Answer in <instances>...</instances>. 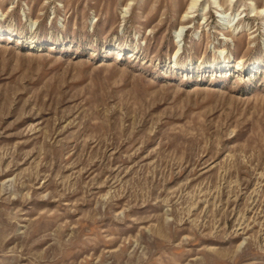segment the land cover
I'll list each match as a JSON object with an SVG mask.
<instances>
[{"label": "rangeland", "instance_id": "rangeland-1", "mask_svg": "<svg viewBox=\"0 0 264 264\" xmlns=\"http://www.w3.org/2000/svg\"><path fill=\"white\" fill-rule=\"evenodd\" d=\"M0 264H264V0H0Z\"/></svg>", "mask_w": 264, "mask_h": 264}, {"label": "bare ground", "instance_id": "bare-ground-1", "mask_svg": "<svg viewBox=\"0 0 264 264\" xmlns=\"http://www.w3.org/2000/svg\"><path fill=\"white\" fill-rule=\"evenodd\" d=\"M194 3V2H193ZM194 7V6H193ZM190 9V8H189ZM184 26H181L180 30L178 29L177 32L180 33ZM177 34V33H176ZM182 34V33H181Z\"/></svg>", "mask_w": 264, "mask_h": 264}]
</instances>
